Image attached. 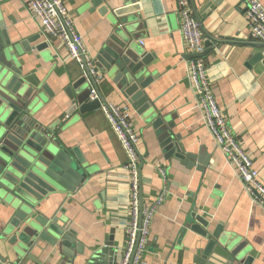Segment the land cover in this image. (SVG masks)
I'll return each instance as SVG.
<instances>
[{"label":"crops","instance_id":"1","mask_svg":"<svg viewBox=\"0 0 264 264\" xmlns=\"http://www.w3.org/2000/svg\"><path fill=\"white\" fill-rule=\"evenodd\" d=\"M195 1L197 10L202 12L203 0ZM64 3L91 56H95L112 32L108 19L112 13L120 12L115 16L118 21L136 19L129 23L136 34V44L155 56L150 70L159 78L155 81L157 89L153 97H159V107L174 123L173 131L181 135L180 142L187 151L201 152L204 158H210L208 165H204L197 160L186 163L180 158L167 160L162 154L157 155L153 151V129L146 118L126 99L108 96L101 88L107 103L130 108L132 123L139 134L142 201H155L165 192L151 222L144 264H245L247 257H250L248 264H264V208L251 200L235 167L224 156L203 120L190 80V60L185 58L189 52L177 1L104 0L109 8L107 15L98 8L91 10L90 0H64ZM0 5V18L19 40L36 38L28 44L33 49L25 52L24 73L36 83L48 84L55 93V97L45 96V102L32 115L34 120L43 125L59 121L58 135L69 146L80 148L91 169L76 193L62 195L45 211L63 214L87 249L102 245L113 236L120 248V260L131 220L128 155L102 108L83 114L65 93L67 87H72L75 97L82 92L73 85L83 76V70L61 41L50 44L46 41L29 0H0ZM191 7L194 12L192 2ZM194 16L197 19L195 13ZM202 23L206 32L220 41H213L212 50L203 56L207 78L230 129L241 141L264 183V66L261 62L251 63L259 50L250 45L263 41L250 36L244 0H221L202 15ZM44 42L48 47L38 50L37 45ZM148 149L151 153L147 156ZM160 168L165 170V176ZM193 214L209 220L210 231L223 224L222 234L228 236L226 244L234 240L244 250L238 261L231 263L227 259L230 252L226 247L223 256L214 251L208 260L200 258L208 240L188 228V224L196 222ZM2 222L0 214V254L6 259L5 262L0 259V264L20 261L36 264L9 250L8 239L1 236ZM50 249L40 257L36 254L43 264H56L48 255Z\"/></svg>","mask_w":264,"mask_h":264},{"label":"water","instance_id":"2","mask_svg":"<svg viewBox=\"0 0 264 264\" xmlns=\"http://www.w3.org/2000/svg\"><path fill=\"white\" fill-rule=\"evenodd\" d=\"M191 2L200 28L208 39L205 40L206 48L202 53L185 55L188 60L205 56L212 50L213 41L220 42L206 32L202 15L219 5L221 0H203L202 12L197 10L195 0ZM90 4L91 10L98 8L103 15L109 13L104 0H90ZM112 14L108 18L112 32L92 56L93 66L101 75L100 80L86 65L87 75L83 74L73 85V88L82 89V92L75 97L72 87H67L65 93L83 114L99 111L102 104L107 103L101 88L106 90L108 96L123 97L146 118L153 129L154 153L162 154L167 160L176 157L186 163L197 160L208 165L209 156L204 158L201 152L187 151L180 142L181 135L173 131L174 123L159 107V97H153L157 89L155 81L159 78L158 74L150 70L155 56L136 44V34L132 23L129 24L136 19L131 17L118 21L116 17L120 12ZM35 39L19 40L7 22L0 18L1 236L8 239L10 251L36 264H43L36 254L40 257L48 247L51 248L48 255L56 264H116L120 248L113 236L104 244L87 249L78 241L76 230L70 227L63 214L45 211L50 208L51 202L62 195L67 197L76 193L91 174V169L80 148L69 146L58 135L56 127L59 121L43 125L32 116L45 102V96L55 97L48 84L36 83L24 73L22 63L26 59L25 54L33 49L28 44ZM48 45L44 42L36 48L42 50ZM250 45L259 50L253 55L251 63L261 62L264 66V42ZM92 87L96 88L99 96L94 100L90 98ZM150 153L148 149L147 156ZM193 217L196 222L188 224V228L208 240L200 256L202 260H208L214 251L223 256L225 247L230 252L226 257L231 263L239 260L244 250L239 243L234 244V240L226 244L228 236L222 234V223L210 231L209 220L197 214H193ZM0 259L6 261L1 254ZM249 261L250 257L245 258V264Z\"/></svg>","mask_w":264,"mask_h":264},{"label":"built area","instance_id":"3","mask_svg":"<svg viewBox=\"0 0 264 264\" xmlns=\"http://www.w3.org/2000/svg\"><path fill=\"white\" fill-rule=\"evenodd\" d=\"M181 16V30L186 51L202 53L205 48V36L198 20L194 16L190 0H176ZM247 4V17L251 38L264 42V4L262 0H244ZM35 17L41 22V34L50 44L61 41L77 60L87 75L86 65L91 73L100 80L101 75L93 66L92 56L85 48L81 34L77 31L73 17L64 0H29ZM189 73L192 88L196 96L203 120L244 183L251 200L264 208V183L260 172L253 167V161L242 147L241 141L234 135L226 116L218 104L213 87L207 78V66L203 57L189 61ZM96 88L92 87L90 98H98ZM112 130L116 133L128 155L127 168L131 175V220L127 225V242L121 259L116 264H144L143 256L147 250L150 226L157 207L163 202L165 192H161L155 201L143 202L141 198V156L138 150L139 134L132 120L130 108L113 103L102 104ZM165 176V170L160 168ZM17 264H23L18 262Z\"/></svg>","mask_w":264,"mask_h":264}]
</instances>
